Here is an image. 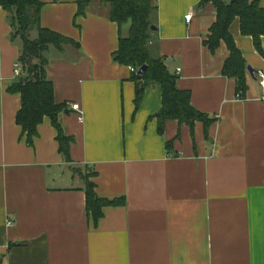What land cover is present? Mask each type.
Listing matches in <instances>:
<instances>
[{
    "label": "crops",
    "instance_id": "1",
    "mask_svg": "<svg viewBox=\"0 0 264 264\" xmlns=\"http://www.w3.org/2000/svg\"><path fill=\"white\" fill-rule=\"evenodd\" d=\"M41 1L40 26L74 41L50 47L45 66L71 142L65 159L49 118L30 145L22 136L20 96L9 90L22 78L21 43L0 7V264H264V38L261 56L239 19L229 28L247 66L240 99L235 79L222 75L224 42L214 52L205 45L213 5L149 0L150 52L210 119L191 128L167 120L160 133L161 87H146L136 105L133 72L114 60L129 23L111 22L101 0L82 16L81 0ZM85 176L98 198L120 203L97 223L86 212Z\"/></svg>",
    "mask_w": 264,
    "mask_h": 264
},
{
    "label": "trees",
    "instance_id": "2",
    "mask_svg": "<svg viewBox=\"0 0 264 264\" xmlns=\"http://www.w3.org/2000/svg\"><path fill=\"white\" fill-rule=\"evenodd\" d=\"M56 2L57 0H51ZM92 0H81L77 3L76 16L85 14L86 8ZM210 3L216 12V23L209 30L205 45L211 52L216 51L220 42H224L229 56L224 62L222 75L235 79L236 94L243 99L247 90V66L240 49L229 34L232 22L237 18L240 22V34L251 37L254 49L263 56L261 41L264 38V8L259 0H201L200 4ZM101 4L108 8L109 20L118 26L129 23L128 34L119 39V45L114 52V60L123 66L136 70L132 80L135 83V102L139 104L146 87L157 85L161 87L162 106L156 115L159 132L163 131V124L167 120L178 121L190 128L194 122L204 125L210 122L205 114L195 110L190 105L188 92L180 91L176 87V76L172 75L165 61L153 57L149 50L150 35L155 28L157 7L149 0H101ZM44 5L41 0H0V7L9 14L10 26L13 32L12 40L21 43L18 64L22 73V82H16L9 90L20 96L21 107L16 113V124L22 131L26 143L30 145L37 137V127L45 118H49L55 130L59 151L68 159L71 139L61 129L58 121L59 113L66 109L64 104H56L53 100V85L47 79L45 66L46 53L50 47L61 50L73 40L65 38L40 26V9ZM146 70L142 74L138 71L142 66ZM84 189L86 193L87 215L97 223L102 217L104 207L118 206L119 200L109 201L98 198L95 185L85 176Z\"/></svg>",
    "mask_w": 264,
    "mask_h": 264
},
{
    "label": "built area",
    "instance_id": "3",
    "mask_svg": "<svg viewBox=\"0 0 264 264\" xmlns=\"http://www.w3.org/2000/svg\"><path fill=\"white\" fill-rule=\"evenodd\" d=\"M189 19H190V14H188L185 17V21H188ZM129 68L133 73H136V70L134 68H132V67H129ZM15 71H16V76L19 77L20 74L22 73L20 64L17 63ZM259 77L262 79L260 84L262 87H264V78L262 75H260ZM71 109L75 112V114L78 115V121L82 122L83 121V114H82V111H81L79 104H71Z\"/></svg>",
    "mask_w": 264,
    "mask_h": 264
},
{
    "label": "water",
    "instance_id": "4",
    "mask_svg": "<svg viewBox=\"0 0 264 264\" xmlns=\"http://www.w3.org/2000/svg\"><path fill=\"white\" fill-rule=\"evenodd\" d=\"M152 30H155V28H152ZM166 64H169V62H166ZM146 66H142V68H140V70L138 71V74H142L144 73V71L146 70ZM248 72L250 73V75H252V69L249 67L248 68ZM23 81V78H20L18 82H22Z\"/></svg>",
    "mask_w": 264,
    "mask_h": 264
}]
</instances>
